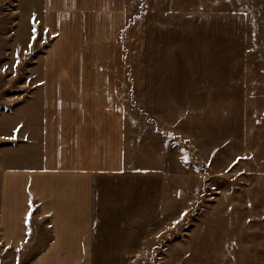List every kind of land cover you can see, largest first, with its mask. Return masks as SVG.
Returning <instances> with one entry per match:
<instances>
[{"label": "crops", "instance_id": "1", "mask_svg": "<svg viewBox=\"0 0 264 264\" xmlns=\"http://www.w3.org/2000/svg\"><path fill=\"white\" fill-rule=\"evenodd\" d=\"M41 1L52 39L40 89L0 116L3 247H25L39 219L52 233L39 264H131L156 227L177 224L166 218L177 215L178 178L230 185L260 176L256 164L243 166L256 158L246 144L245 16L149 19L156 78L145 82L144 104L161 125L150 135L117 95L127 0ZM170 136L191 144L207 170L191 175L196 162Z\"/></svg>", "mask_w": 264, "mask_h": 264}, {"label": "rangeland", "instance_id": "2", "mask_svg": "<svg viewBox=\"0 0 264 264\" xmlns=\"http://www.w3.org/2000/svg\"><path fill=\"white\" fill-rule=\"evenodd\" d=\"M202 13L245 16L246 144L256 158L243 166L255 170L256 164L260 176L246 175L230 185L216 175L208 185L193 176L178 178L177 215L166 218L177 217V224L168 230L164 224L156 227L131 264H264V0H127V28L117 49V95L135 127L153 135L159 123L144 104L145 82L156 78L147 66V22ZM43 18L41 0H0V116L40 89L52 39ZM183 26L189 33L190 26ZM170 137L187 162H196L191 175L207 170L191 144ZM149 140L152 150L156 145ZM51 237L46 220H32L25 247L5 248L0 242V264H39L37 255Z\"/></svg>", "mask_w": 264, "mask_h": 264}]
</instances>
